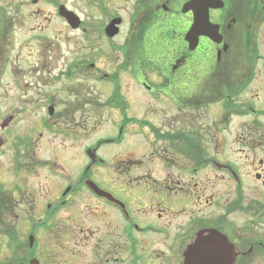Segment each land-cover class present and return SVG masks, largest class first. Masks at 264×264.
Here are the masks:
<instances>
[{
	"label": "flooded vegetation",
	"instance_id": "af4514ba",
	"mask_svg": "<svg viewBox=\"0 0 264 264\" xmlns=\"http://www.w3.org/2000/svg\"><path fill=\"white\" fill-rule=\"evenodd\" d=\"M98 3L58 88L0 0V264H264V0Z\"/></svg>",
	"mask_w": 264,
	"mask_h": 264
},
{
	"label": "rangeland",
	"instance_id": "374dc122",
	"mask_svg": "<svg viewBox=\"0 0 264 264\" xmlns=\"http://www.w3.org/2000/svg\"><path fill=\"white\" fill-rule=\"evenodd\" d=\"M24 2V12H25V28H24V36L26 41L25 49H42L40 46L43 41L42 37L46 34L51 37H54L56 40L55 49L53 46H50V50H55L57 55V68H56V75L60 78L57 81V87L61 88L64 85H69L71 83L77 84L80 83V76H69L67 74L68 67L71 62L72 65L78 61L81 54L85 51H88L89 47L85 48V39L82 34V27L73 29L71 28L58 14V6L64 4L72 11L76 12L79 17L85 18L84 16L89 15L91 21L96 16H100L101 12L98 9L99 0H38L40 4L34 5V0H18ZM114 2V10H120L122 5H126L127 7L132 6L133 0H111ZM137 2V0H136ZM131 9V7H130ZM129 9V11H130ZM40 11V12H39ZM57 12V15L54 14ZM128 12V11H127ZM126 13V12H125ZM45 16L52 19V21H47ZM63 20H62V19ZM49 25L48 29L41 30L40 27ZM37 29L32 31L33 28ZM126 29H124V33ZM36 38V39H34ZM30 40L31 44H28L27 41ZM64 71V73H61ZM69 76V77H68ZM260 104H264V97L260 100ZM107 114V112H105ZM242 118L235 119L233 121V128H239L240 124L242 123ZM264 122V119L263 121ZM103 130H114L113 121L109 118L103 120L102 124ZM110 131V132H112ZM232 141V140H231ZM233 145V144H231ZM235 145V144H234ZM246 149V148H245ZM244 149V150H245ZM254 152H258V149H255ZM244 154L234 152L232 157L236 161L243 162L244 159L242 158ZM249 174L247 179V196L251 197L253 192L258 190L257 183L253 178V168L249 165Z\"/></svg>",
	"mask_w": 264,
	"mask_h": 264
},
{
	"label": "water",
	"instance_id": "95a60500",
	"mask_svg": "<svg viewBox=\"0 0 264 264\" xmlns=\"http://www.w3.org/2000/svg\"><path fill=\"white\" fill-rule=\"evenodd\" d=\"M60 14H62L64 17L67 18V20L69 21V23L74 27H78L80 25V18L79 16H77L74 12L68 10L64 5H61L59 8ZM120 23V20L117 19L115 21H113L107 28V32L109 35H115L116 33H118V27L117 25ZM196 27V25H194L192 27V29L190 30L187 39L190 41V43H192L193 40V35H195L194 32V28Z\"/></svg>",
	"mask_w": 264,
	"mask_h": 264
}]
</instances>
